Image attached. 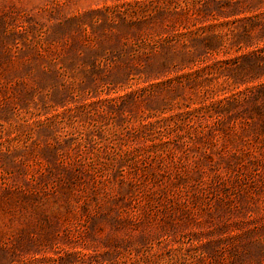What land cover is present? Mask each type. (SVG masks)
<instances>
[{
  "label": "rangeland",
  "instance_id": "1",
  "mask_svg": "<svg viewBox=\"0 0 264 264\" xmlns=\"http://www.w3.org/2000/svg\"><path fill=\"white\" fill-rule=\"evenodd\" d=\"M0 264H264V0H0Z\"/></svg>",
  "mask_w": 264,
  "mask_h": 264
}]
</instances>
